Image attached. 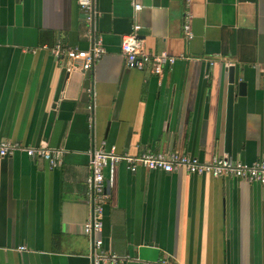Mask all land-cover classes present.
I'll use <instances>...</instances> for the list:
<instances>
[{
	"label": "crops",
	"instance_id": "1",
	"mask_svg": "<svg viewBox=\"0 0 264 264\" xmlns=\"http://www.w3.org/2000/svg\"><path fill=\"white\" fill-rule=\"evenodd\" d=\"M76 1L0 0V139L64 151L56 169L0 157V264L91 262V151L264 160V0H93L91 25ZM133 24L145 52L176 58L161 74L125 66ZM56 42L104 54L82 71ZM228 67L245 93L226 141ZM107 193L98 236L118 264H264V185L119 163Z\"/></svg>",
	"mask_w": 264,
	"mask_h": 264
},
{
	"label": "built area",
	"instance_id": "2",
	"mask_svg": "<svg viewBox=\"0 0 264 264\" xmlns=\"http://www.w3.org/2000/svg\"><path fill=\"white\" fill-rule=\"evenodd\" d=\"M190 0H184L185 5ZM77 7L83 14V18L88 25H91L94 18L93 0H77ZM135 11H139L141 6L133 4ZM191 15L185 12L182 34L186 40L193 38V33L189 24ZM140 26L133 24L129 33L123 35L120 41V54L128 69L149 71L155 75L161 74L164 67L174 64L175 57L168 56L166 53L150 54L144 51L142 41L139 39L138 32ZM52 57L67 58L82 71H89L94 63L104 54L100 42H96L88 50H80L64 46L56 42L47 48ZM90 110V107H88ZM22 153L28 158H35L45 161L50 169L62 166L64 151L61 149H51L47 147L28 148L13 143L8 140L0 139V157H12L15 153ZM119 163H125L130 172H135L138 167L149 171L162 173H175L183 171L190 175H209L213 178L227 177L233 178L248 184L264 185V160L256 161L252 164H245L234 160L229 156L215 157L208 162H201L197 158L189 155L171 153H152L144 152L138 156L128 154H117L115 150L106 151L103 148L90 153V175L86 180L88 187L93 195L92 216L83 227L85 234L93 236V252L89 264H118L122 262L120 257L109 251H105L103 240L98 236L102 231L101 218L108 200L107 190L113 185L115 167ZM108 171V178H105L104 171ZM24 251L25 247H19ZM155 264H169L160 261Z\"/></svg>",
	"mask_w": 264,
	"mask_h": 264
},
{
	"label": "water",
	"instance_id": "3",
	"mask_svg": "<svg viewBox=\"0 0 264 264\" xmlns=\"http://www.w3.org/2000/svg\"><path fill=\"white\" fill-rule=\"evenodd\" d=\"M234 67H228V81H227V140L229 141V129L231 121V109L234 99L245 93V83L236 79ZM228 152V151H227Z\"/></svg>",
	"mask_w": 264,
	"mask_h": 264
}]
</instances>
